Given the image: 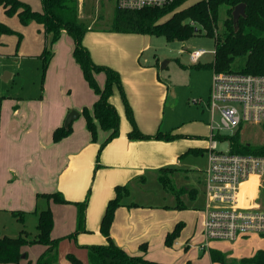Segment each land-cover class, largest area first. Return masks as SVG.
Wrapping results in <instances>:
<instances>
[{"label": "rangeland", "instance_id": "374dc122", "mask_svg": "<svg viewBox=\"0 0 264 264\" xmlns=\"http://www.w3.org/2000/svg\"><path fill=\"white\" fill-rule=\"evenodd\" d=\"M91 3L85 6L87 11L82 13L83 20L94 19L97 11L100 12L101 17L105 13L107 18L104 19V23L100 16L96 18L99 19L98 23L87 31L82 44L86 47V43H89L98 51L103 48L109 55H112L113 50L124 54L126 62L121 65V70L116 68L115 70L120 74L122 90L132 111L135 126L145 135L153 136L159 133L163 136L167 134L179 136L170 141L140 140L144 143L148 142V150L157 157V165H160L158 163L161 161L172 162L167 164L169 165L167 167L174 170L173 173L168 174V179L165 178L169 180L170 185L164 186L163 182L159 181V177L164 175H160L158 169L144 168V179L141 181L138 179L134 187L129 188L128 196L124 198V201L134 202L144 211H150L143 224L148 227L149 238L141 256L166 264H181L187 260L198 264H215L211 262L208 251L202 252L198 248L203 242L202 217L199 211L204 207L203 180L207 167V152H197L198 149H206L209 144L208 123L211 112L207 104L213 71L206 65L213 61L215 40L206 37L202 31L185 42H167L163 37L99 30H107L105 27H109L113 5L111 2H100L102 5L100 7L98 3L94 5ZM192 3L194 0L187 1L181 8ZM226 10L225 6L218 10V31L223 30ZM3 15L13 19L18 28L24 27L16 16L9 17L4 12ZM7 26L11 27L9 24ZM18 31L22 35L18 46L15 35H4L6 38L3 44H0L1 101L9 97L12 99L38 97L44 84L43 60L35 56H19L24 55L25 52L29 55L37 53L39 46L36 42H40L41 38L34 30L31 35L26 34V36ZM44 39L43 49L46 46L48 51L53 53V45L56 41L51 42L49 37L45 38V34ZM69 39L71 40L70 37ZM196 50H204L206 54L194 64L190 62L189 52ZM236 66L235 64L234 67ZM146 68L153 70L155 77L152 78L151 83L139 85L138 80L145 79L144 73H140L139 70ZM11 73L13 77H9ZM114 92L116 96L112 100L118 105L115 109L119 116V131L124 130L128 133L132 130V126L127 118L125 105L120 92L116 88ZM218 120V114L215 112L214 121L218 122ZM229 134V132L225 133V135ZM239 134L242 143L264 144L262 126H244ZM147 145H144L143 149L147 150ZM217 150L226 152L227 142H218ZM99 157L97 152L96 161ZM145 165L146 163H143L141 167ZM97 169L98 167L95 166V170ZM255 202L264 210V190L260 192ZM64 211L67 212L65 209ZM56 217L59 220L58 216ZM36 221V217L29 215L21 223L9 213H0V237H17L21 228H25L30 235L34 234ZM177 225H180L178 235L172 246L168 247L165 245L166 233L172 232ZM56 231L55 235L61 234L60 238L58 236L57 264H71L67 259L68 254L74 255L83 264H88V251L78 244L79 233L74 235L75 231L70 233L67 229ZM209 247L219 252L231 253L239 260L251 257L258 249L264 250V236L250 235L248 238L233 242L213 241ZM41 251L43 252V249L39 244L23 247L22 255L24 254L25 258H21L18 264H35Z\"/></svg>", "mask_w": 264, "mask_h": 264}, {"label": "crops", "instance_id": "0c3cea01", "mask_svg": "<svg viewBox=\"0 0 264 264\" xmlns=\"http://www.w3.org/2000/svg\"><path fill=\"white\" fill-rule=\"evenodd\" d=\"M22 2L30 7L32 5L35 11H41L40 1L23 0ZM90 2L92 5L98 3L101 7L100 2L110 3V1L81 0L76 2L78 21L89 30L95 26V23H98L99 19H96L98 16L103 18L101 20L103 23L107 18L105 13L101 17L100 12L97 11L99 15L96 12L94 19L83 20L82 13L87 11L85 6ZM112 5V20L109 27H105L107 30H99L113 29L116 8L113 3ZM3 12L1 8V23L9 24L25 36L26 34L31 35L34 30L41 38L40 42H36L39 46L37 53L29 55L25 52L24 55L19 56L40 57L45 42L43 27L32 23L18 28L17 23L13 19L6 18ZM5 38L4 35L0 37V44H3ZM86 44L89 50L85 48L97 65L121 70V65L126 62L124 54L120 51L113 50L112 55H109L103 48L98 51L91 44ZM73 48L72 39L70 40L69 36L62 32L58 41L53 45L54 52L46 68L43 88L38 97L28 99L9 97L7 100H0V213L5 212L13 216V212H22L25 214L24 219L29 215L37 219L36 210L49 209L53 217L51 237L58 239L61 234L55 235L56 230L67 229L70 233L75 231L76 207L74 203L84 201L90 190L91 195H89L85 209V231L77 236L78 244L86 248V246L107 244L99 228L105 207L108 201L115 196V187L125 185L129 188L134 187L138 179L140 181L144 179V168L158 169L160 173L161 169L170 168L167 164L172 162L161 161L158 163L160 165H157V157L149 152L148 142L129 139L128 133L124 130L119 131L118 137L101 150L99 163L96 161L99 145L107 137V133L97 128V142H94L86 129V122L81 111L83 108L91 111L97 97L88 87L79 66L74 61ZM139 72L144 73L145 77V79L138 80L139 85L151 83L152 78L155 77V72L151 69H140ZM9 77H13V74H9ZM95 79L99 87H103L104 75L97 74ZM114 96H116L115 92L110 98V103L117 107V103L112 100ZM71 111H76L79 115L71 122L70 135L54 142L52 139L54 130L63 126L66 116ZM144 145H147V150L143 149ZM143 163L146 165L141 167ZM95 166L98 167L97 170ZM55 193H60L69 203L55 204L52 200L37 197ZM148 213L150 211H144L140 205L128 201H123V206L115 211L110 227V237L129 255L138 256L141 252L143 253L140 246L146 245L149 238L148 227L143 225ZM22 231L27 233L28 237L34 238L37 235L36 226L34 234L30 235L25 228H21L19 232ZM210 250L212 249L209 247L208 252ZM223 254L235 259L231 253ZM23 256L25 258L24 254Z\"/></svg>", "mask_w": 264, "mask_h": 264}, {"label": "trees", "instance_id": "16d2710c", "mask_svg": "<svg viewBox=\"0 0 264 264\" xmlns=\"http://www.w3.org/2000/svg\"><path fill=\"white\" fill-rule=\"evenodd\" d=\"M41 11L33 10L28 4L20 0H0V7L4 13L11 17L16 16L22 26L31 23L40 25L44 29L45 38L51 42L59 39L65 32L73 41L72 56L79 66L83 79L88 87L96 95L97 99L92 110L83 108L81 115L86 122V129L90 133L92 141L97 139V128L107 133V137L101 144L100 151L119 135V116L115 107L110 103V98L116 88L125 105V111L132 130L127 137L132 140H165L170 141L179 136L156 134L153 136L142 134L135 126L132 111L122 90L119 73L104 65L95 64L89 51L83 46L82 41L89 29L78 21V9L76 0H40ZM243 4L244 16L239 17L235 23L232 19V10L235 6ZM225 6L226 18L223 22V30L218 31V10ZM115 33L150 35L163 37L167 42H185L201 31L204 35L215 40L214 58L206 67L213 72H235L249 75L264 76V0H197L192 5L181 8L180 3L161 9L127 10L116 9L113 29ZM3 35H15L17 46L22 35L7 25L0 22V37ZM52 57V53L45 46L40 58L43 60L44 79L45 71ZM237 65L234 67V65ZM103 74L105 77L103 87H99L95 76ZM71 133V124L68 127L61 126L54 130L52 139L58 142ZM239 131L232 135L221 136L219 142H227L229 153L236 155H252L264 157V144L251 145L242 143ZM204 149H198L203 151ZM98 161V159H97ZM171 168L160 170L159 181L163 185H170L168 174L173 173ZM115 196L109 200L101 219L99 231L106 239V245L86 246L88 251V264H166L146 258L145 256H132L118 247L110 237L115 211L123 206L124 198L129 194V186H117L114 189ZM90 190L84 201L74 203L76 207V227L74 235L85 231V209L88 204ZM44 197L56 204H68L60 193L43 194ZM37 235L28 237L27 233L20 232L15 238L0 237V264H18L22 258V249L27 245L39 244L44 249L38 256L35 264H57L59 239H53V217L49 209L36 210ZM12 215L23 222L25 214L13 212ZM180 225L172 232L167 233L165 245L170 247L176 239ZM145 251L146 246H140ZM210 260L215 264H264V250H257L251 257L239 260L231 259L227 254L216 250H210ZM71 264H83L72 254L67 255ZM183 264H198L187 260Z\"/></svg>", "mask_w": 264, "mask_h": 264}, {"label": "built area", "instance_id": "2783aa9c", "mask_svg": "<svg viewBox=\"0 0 264 264\" xmlns=\"http://www.w3.org/2000/svg\"><path fill=\"white\" fill-rule=\"evenodd\" d=\"M100 1H110L116 9L140 10L161 9L175 3L182 6L190 0ZM205 54L204 50L189 52L190 62L197 63ZM207 105L211 119L209 144L204 149L207 167L203 180L204 207L199 211L203 236L200 251H208L213 241L264 236V210L255 202L264 190V157L231 154L229 147L224 153L217 150L218 138L227 136L226 132L240 133L247 125L264 128V76L213 72ZM215 112L218 122L214 121Z\"/></svg>", "mask_w": 264, "mask_h": 264}, {"label": "water", "instance_id": "95a60500", "mask_svg": "<svg viewBox=\"0 0 264 264\" xmlns=\"http://www.w3.org/2000/svg\"><path fill=\"white\" fill-rule=\"evenodd\" d=\"M244 5L243 4H239L237 6L234 7V9L232 10V19L233 21L236 23L237 20L239 19V17H243L244 16ZM78 113L76 111H71L69 112V114L66 116L63 126L66 128L68 127L71 122L76 119L78 117ZM24 256L22 255V258Z\"/></svg>", "mask_w": 264, "mask_h": 264}, {"label": "bare ground", "instance_id": "6f19581e", "mask_svg": "<svg viewBox=\"0 0 264 264\" xmlns=\"http://www.w3.org/2000/svg\"><path fill=\"white\" fill-rule=\"evenodd\" d=\"M252 183H250V186H251Z\"/></svg>", "mask_w": 264, "mask_h": 264}]
</instances>
